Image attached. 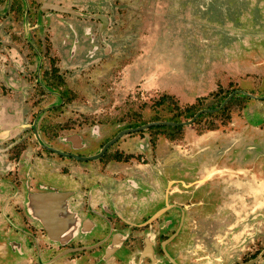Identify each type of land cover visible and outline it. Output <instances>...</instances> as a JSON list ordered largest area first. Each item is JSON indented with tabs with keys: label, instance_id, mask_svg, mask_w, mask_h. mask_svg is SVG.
<instances>
[{
	"label": "flooded vegetation",
	"instance_id": "af4514ba",
	"mask_svg": "<svg viewBox=\"0 0 264 264\" xmlns=\"http://www.w3.org/2000/svg\"><path fill=\"white\" fill-rule=\"evenodd\" d=\"M96 1L0 0V264L198 262V249L186 248L187 210L211 202L193 201L195 196L208 191V182L220 174L227 176L228 191L249 190L250 184L234 181L249 174L217 161L226 137L218 139L224 131L219 117L237 97L259 101L253 111L248 102L243 113L251 127L264 130V97L236 88L219 105L197 108L196 98L182 101L154 79L149 87L162 96L150 120L130 108L124 118L89 116L60 127L70 119L67 111L127 109L79 102L82 93L73 79L91 76L93 67L109 68L113 88L140 85L137 74L143 67L136 56L113 50L118 43L112 39L113 17L106 0ZM253 62L245 64L248 78L253 69L264 72V59ZM161 111L168 115L160 117ZM252 113L260 114L261 123L248 119ZM61 128L66 133L59 134ZM171 157L178 167L170 170ZM213 159L215 168L202 165ZM45 195L65 198L42 199ZM223 217L219 220H228ZM259 221L264 222V214L241 222ZM249 227L238 246L250 243ZM238 261L233 264H264V248L253 259Z\"/></svg>",
	"mask_w": 264,
	"mask_h": 264
},
{
	"label": "rangeland",
	"instance_id": "374dc122",
	"mask_svg": "<svg viewBox=\"0 0 264 264\" xmlns=\"http://www.w3.org/2000/svg\"><path fill=\"white\" fill-rule=\"evenodd\" d=\"M106 3V11L113 17L112 39L118 42L113 50L120 56H136V61L143 67L137 74L140 85L155 79V85L175 93L182 101L196 98L197 108L219 105L236 88L255 98L264 97L262 68L253 69L248 78L246 73L251 70L247 71L245 65L252 61L259 64L264 59V0H106ZM163 64L164 69L159 71L158 67ZM107 72L109 68L97 65L91 70V76L73 79L82 93L79 102L121 104L127 109L122 112L99 110L93 114L84 110L67 111L64 116L70 119H64L60 127H65L66 122L71 127L90 117L105 120L122 115L124 118L130 108L133 112L138 111V118L150 120L154 115L151 108L162 93L151 89V84L113 88L116 81ZM248 102L251 111L259 107L253 104L262 103L237 97L224 117H219L217 125L224 131L217 133L218 139L223 135L226 137L219 146L217 161L220 165L232 163L236 172L249 174L244 181L234 179L240 184L249 182V190L228 191L227 176L220 174L208 182V191H202L200 198L195 196L193 201L211 203L187 210L186 248L198 249L199 255L195 257L200 260L195 262L187 258L185 261L182 258L183 264H233L239 259L240 262L253 259L257 250L264 248V222H251L250 227L241 222L247 216L264 214V130L247 123L243 109ZM159 114L160 117L168 115L165 111ZM251 117L254 123H261L260 114L252 113L248 119ZM71 120L75 121L71 123ZM61 131L62 128L59 134L66 133ZM231 142L235 144L234 149L230 147ZM228 148L230 153L223 156ZM213 160L204 161L202 165L215 168L217 161ZM170 163V170L178 167L176 158L171 157ZM210 190L212 194L206 195ZM218 199L219 204L215 205ZM226 215L227 221L219 220ZM248 227L252 235L250 243L238 246Z\"/></svg>",
	"mask_w": 264,
	"mask_h": 264
},
{
	"label": "water",
	"instance_id": "95a60500",
	"mask_svg": "<svg viewBox=\"0 0 264 264\" xmlns=\"http://www.w3.org/2000/svg\"><path fill=\"white\" fill-rule=\"evenodd\" d=\"M227 101L225 103H227ZM62 198H65V196H61V195H45V196L42 197V199H47V200H54V199L59 200V199H62ZM50 224H52V223L51 222L48 223V226H47L48 230L47 231L50 232V235H51L50 237L55 239V232L53 231L54 228L53 227L51 228Z\"/></svg>",
	"mask_w": 264,
	"mask_h": 264
}]
</instances>
